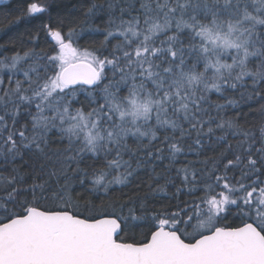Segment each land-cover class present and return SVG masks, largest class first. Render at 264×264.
I'll use <instances>...</instances> for the list:
<instances>
[{"label": "snow or ice", "instance_id": "1", "mask_svg": "<svg viewBox=\"0 0 264 264\" xmlns=\"http://www.w3.org/2000/svg\"><path fill=\"white\" fill-rule=\"evenodd\" d=\"M27 35L0 51V264H264V0H88Z\"/></svg>", "mask_w": 264, "mask_h": 264}, {"label": "trees", "instance_id": "2", "mask_svg": "<svg viewBox=\"0 0 264 264\" xmlns=\"http://www.w3.org/2000/svg\"><path fill=\"white\" fill-rule=\"evenodd\" d=\"M31 2L47 4L49 11L35 18H24L19 23H15L16 17L20 14L19 10ZM87 2L88 0H8L0 4V51L3 50L4 46H7L9 51L3 54L10 55L13 45L22 46L21 41L25 42L23 46H30L27 44V34L29 30H34L41 22L46 23L51 20L53 23H59L63 21L66 26L72 22H78L82 19V12ZM97 2H102V0H97ZM96 23H100V21L97 20ZM98 39H102V36ZM45 41V36L41 34L40 44L42 47H47ZM213 98L215 99V96ZM252 103L256 108L259 107L255 101Z\"/></svg>", "mask_w": 264, "mask_h": 264}, {"label": "rangeland", "instance_id": "3", "mask_svg": "<svg viewBox=\"0 0 264 264\" xmlns=\"http://www.w3.org/2000/svg\"><path fill=\"white\" fill-rule=\"evenodd\" d=\"M8 0H0V4L7 2Z\"/></svg>", "mask_w": 264, "mask_h": 264}]
</instances>
